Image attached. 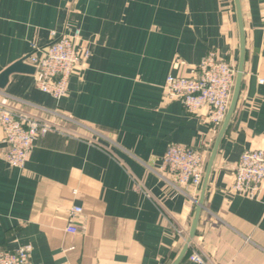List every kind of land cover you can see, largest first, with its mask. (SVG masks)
<instances>
[{
  "label": "crops",
  "instance_id": "1",
  "mask_svg": "<svg viewBox=\"0 0 264 264\" xmlns=\"http://www.w3.org/2000/svg\"><path fill=\"white\" fill-rule=\"evenodd\" d=\"M240 1L241 91L179 264H194L193 250L212 264H264V183L258 198L231 189L241 153L264 147V0ZM67 27L80 28L90 54L63 97L41 91L26 72L11 73L0 88V100L19 109L85 125L78 135L65 121V132L40 136L22 167L4 158L0 126V251L29 244L37 264H171L201 186H177L161 156L180 143L207 162L218 132L204 109L187 111L163 87L169 74H192L209 50L238 61L233 0H0V73ZM73 206L82 210L69 232Z\"/></svg>",
  "mask_w": 264,
  "mask_h": 264
},
{
  "label": "built area",
  "instance_id": "2",
  "mask_svg": "<svg viewBox=\"0 0 264 264\" xmlns=\"http://www.w3.org/2000/svg\"><path fill=\"white\" fill-rule=\"evenodd\" d=\"M50 33L51 41L44 46L33 44L26 61L35 66L37 87L59 99L66 94L74 69L88 58L90 52L80 43L79 27H67L60 32L51 30ZM236 71L235 62L221 58L216 51L209 50L194 66L192 74L167 76L163 87L164 97L179 99L189 112L204 109L205 118L216 134L228 110ZM52 115L53 118L37 116L0 100V126L7 146L4 158L10 165L22 167L36 139L48 132H65L68 129L64 126L65 121L74 125L71 129L73 134L80 135L79 128L85 126L64 114L52 112ZM161 161L163 170L174 178L177 186L192 185L200 188L206 164L202 151L184 144L170 143L161 156ZM233 170L232 191L258 198L264 183V148L244 150ZM81 210L80 206L71 208L66 228L69 232L78 230L73 217ZM178 231L184 235L183 229ZM31 250L29 244L13 250H1L0 264H37L32 261ZM189 259L194 264H212L197 250L190 252Z\"/></svg>",
  "mask_w": 264,
  "mask_h": 264
},
{
  "label": "water",
  "instance_id": "3",
  "mask_svg": "<svg viewBox=\"0 0 264 264\" xmlns=\"http://www.w3.org/2000/svg\"><path fill=\"white\" fill-rule=\"evenodd\" d=\"M235 11H236V17H237V25H238V32H239V57L237 61V71H236V77L235 82L233 86L232 96L231 100L228 106L227 113L225 115V118L223 120L222 125L220 126V129L217 133L215 142L212 146L210 155L208 157V160L206 162L205 166V172L203 176V181L201 184L200 194L196 202L194 216L192 220L191 227L189 229L188 235L186 237L185 243L183 244L180 252L176 256V258L173 260L171 264H179L181 260L186 256L190 243L195 236L197 225L199 222L200 214L203 209V202L205 198V193L208 187L210 175L212 172V168L215 162V158L219 149V145L226 133V130L231 122V119L233 117V114L235 112L237 102L239 99L240 91H241V83L243 79V72H244V62H245V54H246V37H245V27H244V20H243V12L241 7V1L240 0H233ZM28 56V55H27ZM27 56L23 57L22 59L14 62L10 66H8L5 70H3L0 73V88H3L8 80V77L13 72H26V73H35V66L28 63L26 61Z\"/></svg>",
  "mask_w": 264,
  "mask_h": 264
},
{
  "label": "rangeland",
  "instance_id": "4",
  "mask_svg": "<svg viewBox=\"0 0 264 264\" xmlns=\"http://www.w3.org/2000/svg\"><path fill=\"white\" fill-rule=\"evenodd\" d=\"M235 64L237 65V62ZM256 148H264V147H256Z\"/></svg>",
  "mask_w": 264,
  "mask_h": 264
}]
</instances>
